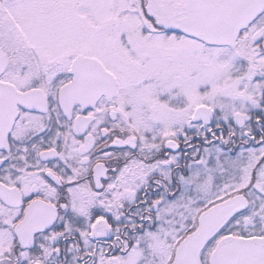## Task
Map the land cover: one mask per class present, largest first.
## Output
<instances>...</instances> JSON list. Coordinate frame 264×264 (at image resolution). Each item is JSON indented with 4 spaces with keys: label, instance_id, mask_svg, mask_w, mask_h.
Masks as SVG:
<instances>
[{
    "label": "snow or ice",
    "instance_id": "obj_1",
    "mask_svg": "<svg viewBox=\"0 0 264 264\" xmlns=\"http://www.w3.org/2000/svg\"><path fill=\"white\" fill-rule=\"evenodd\" d=\"M0 264H264V0H0Z\"/></svg>",
    "mask_w": 264,
    "mask_h": 264
}]
</instances>
